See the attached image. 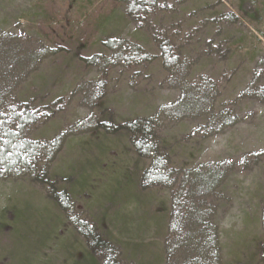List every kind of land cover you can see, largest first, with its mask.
<instances>
[{
  "label": "rangeland",
  "instance_id": "obj_1",
  "mask_svg": "<svg viewBox=\"0 0 264 264\" xmlns=\"http://www.w3.org/2000/svg\"><path fill=\"white\" fill-rule=\"evenodd\" d=\"M24 104V264H264V0H0V119Z\"/></svg>",
  "mask_w": 264,
  "mask_h": 264
},
{
  "label": "trees",
  "instance_id": "obj_2",
  "mask_svg": "<svg viewBox=\"0 0 264 264\" xmlns=\"http://www.w3.org/2000/svg\"><path fill=\"white\" fill-rule=\"evenodd\" d=\"M123 2L125 0H111ZM257 5V4H256ZM260 8L263 9L260 3ZM243 15H250L242 10ZM173 52V51H172ZM40 117L35 109L27 104L14 111L11 117L0 119V173L7 174L10 170L33 167L38 147L24 136V130ZM150 141V139H148ZM144 144V143H143ZM151 144V143H150ZM139 146V144H138ZM152 144L150 146V149ZM160 161L155 160L147 171V179L161 174ZM19 226L2 227L0 231V264H24L29 247L35 242V232L22 230ZM36 233L35 235H37ZM2 241V242H1Z\"/></svg>",
  "mask_w": 264,
  "mask_h": 264
}]
</instances>
